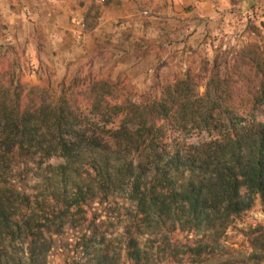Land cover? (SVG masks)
<instances>
[{"label":"trees","instance_id":"obj_1","mask_svg":"<svg viewBox=\"0 0 264 264\" xmlns=\"http://www.w3.org/2000/svg\"><path fill=\"white\" fill-rule=\"evenodd\" d=\"M242 59L243 85L216 61L203 91L188 72L143 101L106 77L51 90L0 71V264H47L57 240L70 264H264V221L249 253L225 245L264 202V49Z\"/></svg>","mask_w":264,"mask_h":264},{"label":"rangeland","instance_id":"obj_2","mask_svg":"<svg viewBox=\"0 0 264 264\" xmlns=\"http://www.w3.org/2000/svg\"><path fill=\"white\" fill-rule=\"evenodd\" d=\"M136 1L141 5H148L149 2L156 0ZM159 1L165 5L169 0ZM80 2L83 0H77L79 6ZM105 2V0H91L90 13L96 14ZM217 6L212 15L198 16L195 24L194 18L189 20V17H186L187 22L184 24L183 18H179L178 22L169 21L168 16L158 19L162 32H159L157 36L151 34L146 40V61L143 65L132 64L130 67L117 66V63L123 60L125 52L123 48L116 49V47L109 48L108 51L106 50V56H102L101 60H106V64L99 62L94 64L91 61L89 65L80 66L78 54L80 41L73 36V30L70 34L71 42L64 43L61 49L62 54H67L69 51L70 56L62 57L63 67L57 66L55 60H51V57L55 58L56 52L51 57H49L51 54L45 52L43 55L35 52L34 48L41 47L40 43L43 40H38V44L34 47L30 46L31 40L28 37L24 38L23 30L16 24L6 23L0 14V71H13L23 83L51 90L56 89L64 80L70 82L75 78L88 76L106 77L119 82L136 101H143L158 96L162 86L174 83L188 72L197 75L198 78L196 77L195 80L200 84V91H203V85L208 81L212 74L211 68L217 61L221 71L230 76L228 79L230 83L243 85L247 79L240 76V73H245L246 69V62H243L242 55L244 52H253L257 48L264 49V0H226L224 4ZM135 10L140 11L141 6L135 7ZM142 15L147 21L152 19L151 13L147 10ZM74 22L76 23L74 27L80 28V23ZM70 23L73 24L72 19ZM117 23H121V20L118 19ZM151 32H154L153 29ZM28 34L30 35L29 31ZM72 44L75 47L70 51L69 46ZM134 56H136L135 52ZM67 57L70 59L66 62ZM112 60H115V63ZM250 79L252 76L247 83H252ZM238 97L235 96L237 103L240 101ZM258 119L264 120V117L259 115ZM203 135H195L191 140L199 141ZM60 161V158L54 157L49 163L57 164ZM25 174L27 177L20 183H26L28 187H31L36 177L33 172ZM263 221L264 202L258 199L255 206L242 218L236 219L228 229L225 245L235 255L249 253L251 248L244 236V230ZM180 237L183 238L182 235ZM71 241L72 239H69V243ZM73 249L72 244L64 242L61 244L57 240L49 253L47 264H70L72 255L75 253ZM122 264L131 263L123 261Z\"/></svg>","mask_w":264,"mask_h":264},{"label":"crops","instance_id":"obj_3","mask_svg":"<svg viewBox=\"0 0 264 264\" xmlns=\"http://www.w3.org/2000/svg\"><path fill=\"white\" fill-rule=\"evenodd\" d=\"M90 1L83 0L79 6L77 0H0V14L6 23L16 24L23 30L24 38L28 37L31 40L30 46L34 47L38 40H43L39 42L41 47L34 48L35 52H39L40 55L44 52L51 54L49 57L54 56L56 52L55 58L51 57V60H55L57 66L63 67L62 57L70 56L69 51L62 54L61 49L64 43L71 42V30L75 36V30L80 29L83 32L78 52L80 66L89 65L91 61L94 64L97 62L106 64V60H101L102 56H106L109 48L116 47L123 48L125 52L123 60L116 65L130 67L132 64L143 65L146 61V40L151 34L157 36L162 32L158 19L168 16L169 21H179V18H183L184 24L187 22L186 17H189V20L194 18L195 24L198 16L212 15L217 5L226 2V0H169L164 5L156 0L149 2L148 5H141L136 0H105L106 4L104 3L97 13L92 15L89 11ZM137 6H141L138 12L135 10ZM154 8L156 9L153 11ZM146 10L151 13L152 18L148 21L142 15ZM118 19L121 23H117ZM74 21L83 22L85 28L81 26L75 28ZM152 29L154 32H151ZM69 47L72 51L75 45ZM68 57L66 62L70 59ZM112 62L115 63V60Z\"/></svg>","mask_w":264,"mask_h":264},{"label":"built area","instance_id":"obj_4","mask_svg":"<svg viewBox=\"0 0 264 264\" xmlns=\"http://www.w3.org/2000/svg\"><path fill=\"white\" fill-rule=\"evenodd\" d=\"M101 1H104V0H101ZM80 26H81V28L82 27L85 28V24L83 22H80ZM75 36H76V39L81 42V40L83 38V32L80 31V29H76L75 30Z\"/></svg>","mask_w":264,"mask_h":264}]
</instances>
